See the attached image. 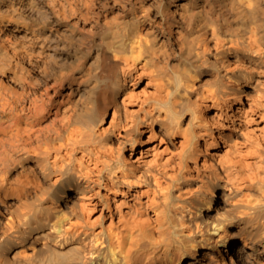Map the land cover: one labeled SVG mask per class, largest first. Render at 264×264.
<instances>
[{"label":"bare ground","instance_id":"bare-ground-1","mask_svg":"<svg viewBox=\"0 0 264 264\" xmlns=\"http://www.w3.org/2000/svg\"><path fill=\"white\" fill-rule=\"evenodd\" d=\"M0 264H264V0H0Z\"/></svg>","mask_w":264,"mask_h":264}]
</instances>
